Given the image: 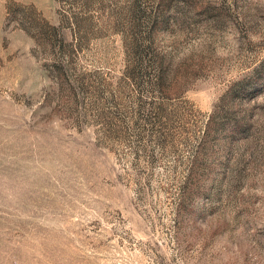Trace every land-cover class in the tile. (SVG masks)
Returning a JSON list of instances; mask_svg holds the SVG:
<instances>
[{
    "label": "rangeland",
    "instance_id": "obj_1",
    "mask_svg": "<svg viewBox=\"0 0 264 264\" xmlns=\"http://www.w3.org/2000/svg\"><path fill=\"white\" fill-rule=\"evenodd\" d=\"M0 264H264V0H0Z\"/></svg>",
    "mask_w": 264,
    "mask_h": 264
},
{
    "label": "trees",
    "instance_id": "obj_2",
    "mask_svg": "<svg viewBox=\"0 0 264 264\" xmlns=\"http://www.w3.org/2000/svg\"><path fill=\"white\" fill-rule=\"evenodd\" d=\"M52 29H53V30H55V28H54V27H53Z\"/></svg>",
    "mask_w": 264,
    "mask_h": 264
}]
</instances>
